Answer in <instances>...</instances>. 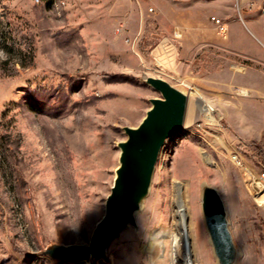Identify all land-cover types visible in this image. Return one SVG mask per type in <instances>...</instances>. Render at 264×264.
I'll return each mask as SVG.
<instances>
[{
    "label": "rangeland",
    "instance_id": "1",
    "mask_svg": "<svg viewBox=\"0 0 264 264\" xmlns=\"http://www.w3.org/2000/svg\"><path fill=\"white\" fill-rule=\"evenodd\" d=\"M149 78L187 95L183 126L134 220L83 253L129 130L165 100ZM234 151L264 164V0H0V264H218L204 184L224 201L235 264H264V193ZM178 184L192 237L173 262Z\"/></svg>",
    "mask_w": 264,
    "mask_h": 264
},
{
    "label": "water",
    "instance_id": "2",
    "mask_svg": "<svg viewBox=\"0 0 264 264\" xmlns=\"http://www.w3.org/2000/svg\"><path fill=\"white\" fill-rule=\"evenodd\" d=\"M148 82L162 91L165 100H154L147 119L129 130V139L121 146L123 167L120 179L112 196L108 197L106 215L97 226L92 247H76L83 253L104 251L126 222L132 220L136 200L150 185L160 147L171 132L183 126L186 97L162 80L149 78ZM201 208L217 263L235 264L238 249L229 228L224 201L216 188L203 185Z\"/></svg>",
    "mask_w": 264,
    "mask_h": 264
},
{
    "label": "bare ground",
    "instance_id": "3",
    "mask_svg": "<svg viewBox=\"0 0 264 264\" xmlns=\"http://www.w3.org/2000/svg\"><path fill=\"white\" fill-rule=\"evenodd\" d=\"M178 91L183 96L187 97V95L185 93H183L180 90H178ZM145 119H147V115L145 116V118L142 120V122L140 124H142L145 121ZM120 155L122 157L123 152H121ZM122 167H123V163H122V161L120 159L119 166H118V168L116 170V177H115L114 183L112 185L111 193H110L109 197L112 196V191L115 190L116 187H117L118 181L120 179V171L122 170ZM149 189H150V185L148 184L146 190L136 200V207L133 210V212L131 213L132 220H134L135 213L138 212L141 209V207L143 205V202H144V199L148 195ZM182 194H183V191H182L180 185L178 184L177 185V193H176L175 210H174L175 221H174V224H173V228H174V235H173V262L180 260L179 257L181 256L182 248L184 246L185 241H187L189 236L192 237V233L191 234L189 233V231L192 232V230H191V225L188 224L187 216H180V214H181L180 211H181V208H182L181 206L185 202ZM132 220L130 219L129 221H127L126 224H125V227H127V225H129L132 222ZM185 256L188 257V258L191 256V251H190L189 248L185 249ZM187 264H193V263L191 261H188Z\"/></svg>",
    "mask_w": 264,
    "mask_h": 264
},
{
    "label": "built area",
    "instance_id": "4",
    "mask_svg": "<svg viewBox=\"0 0 264 264\" xmlns=\"http://www.w3.org/2000/svg\"><path fill=\"white\" fill-rule=\"evenodd\" d=\"M37 3L44 2V0H35ZM65 4V1H64ZM219 26H221V32L225 33V25L220 21H216ZM230 160L243 174L246 183L252 188L253 197L254 193L260 192L264 193V164L261 162L251 163L242 156L240 153L234 151L230 154ZM257 202V200L255 199ZM260 204V203H257ZM264 204V203H262Z\"/></svg>",
    "mask_w": 264,
    "mask_h": 264
}]
</instances>
